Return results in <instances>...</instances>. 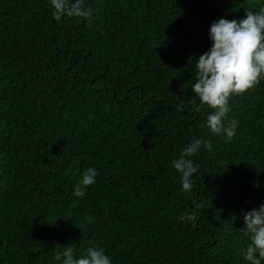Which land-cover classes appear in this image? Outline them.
Here are the masks:
<instances>
[{"label": "trees", "instance_id": "16d2710c", "mask_svg": "<svg viewBox=\"0 0 264 264\" xmlns=\"http://www.w3.org/2000/svg\"><path fill=\"white\" fill-rule=\"evenodd\" d=\"M261 6L82 0L89 15L57 21L48 0H0V264H59L67 246L103 247L113 264H246L243 216L264 203V80L230 98V142L191 85L212 22ZM194 138L184 192L171 162ZM88 167L96 183L76 197Z\"/></svg>", "mask_w": 264, "mask_h": 264}, {"label": "clouds", "instance_id": "9594fccd", "mask_svg": "<svg viewBox=\"0 0 264 264\" xmlns=\"http://www.w3.org/2000/svg\"><path fill=\"white\" fill-rule=\"evenodd\" d=\"M52 8L53 19L59 21L65 15H89L82 7V0H48ZM211 47L201 54L195 63L196 82L191 85L193 97L200 105H207L213 111L207 116L206 127L213 135H221L230 142L236 135L238 121L228 119L231 111L229 100L254 88L264 80V6L258 11L245 10L244 18L229 20L221 17L212 22L209 28ZM202 145V140L194 138L187 143L178 158L171 162L172 168L180 174L181 189L189 192L193 189V175L198 166L192 159ZM211 150V142L204 143ZM98 170L86 168L72 194L83 197L85 189L96 183ZM195 215L185 213L179 217L182 222L194 221ZM242 231L250 239L242 250L246 264H264V203L258 208L247 211ZM58 251L55 260L59 264H113L110 255L103 247H88L79 257L74 255L71 246Z\"/></svg>", "mask_w": 264, "mask_h": 264}, {"label": "rangeland", "instance_id": "374dc122", "mask_svg": "<svg viewBox=\"0 0 264 264\" xmlns=\"http://www.w3.org/2000/svg\"><path fill=\"white\" fill-rule=\"evenodd\" d=\"M250 1H255V0H250Z\"/></svg>", "mask_w": 264, "mask_h": 264}]
</instances>
